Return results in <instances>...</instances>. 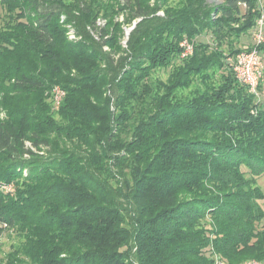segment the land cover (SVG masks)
I'll return each mask as SVG.
<instances>
[{
  "label": "trees",
  "instance_id": "obj_1",
  "mask_svg": "<svg viewBox=\"0 0 264 264\" xmlns=\"http://www.w3.org/2000/svg\"><path fill=\"white\" fill-rule=\"evenodd\" d=\"M0 3L6 264L264 263V103L232 63L264 56L234 47L261 0Z\"/></svg>",
  "mask_w": 264,
  "mask_h": 264
},
{
  "label": "built area",
  "instance_id": "obj_2",
  "mask_svg": "<svg viewBox=\"0 0 264 264\" xmlns=\"http://www.w3.org/2000/svg\"><path fill=\"white\" fill-rule=\"evenodd\" d=\"M161 12H159V15ZM65 20V17H62V21ZM99 25H104V21L99 20ZM135 26V25H134ZM132 26L130 29H133ZM256 38L255 40L258 41L256 45H260L264 42L263 39V30H264V11L262 12L261 18L257 22L256 26ZM70 39H75L76 35L73 31L68 33ZM181 47L183 48L182 57H187L193 54L194 46L188 40L182 42ZM233 70L237 77V79L247 87H249L251 93L255 94L259 98V86L260 81L263 79L264 75V59L259 53V51L255 48L252 51H243L236 56L233 60ZM65 96V92L60 89L56 88L54 91V100L55 105L61 103V100ZM6 191H10L11 189L5 188ZM215 264H225L220 258H215ZM244 264H264L257 261H250Z\"/></svg>",
  "mask_w": 264,
  "mask_h": 264
},
{
  "label": "rangeland",
  "instance_id": "obj_3",
  "mask_svg": "<svg viewBox=\"0 0 264 264\" xmlns=\"http://www.w3.org/2000/svg\"><path fill=\"white\" fill-rule=\"evenodd\" d=\"M179 1L180 0H170V4L176 5ZM207 1L211 5L222 3V0H207ZM261 2H262V8H263V11H264V0H261ZM164 13H165L164 11H161L160 16H164L165 15ZM5 19H6V17H5V9L0 3V26L3 25V23L5 22ZM133 29H128L129 35H130V33H131V31ZM256 29L257 28L251 30L249 32V34L243 35L238 41L234 42V47L236 49L244 50L245 48H248V47L257 46L256 43L258 41L255 40V38H256ZM262 36H263V39H264V30H263V35ZM198 40L203 41V42H210V43L213 42V38H212V35H211L210 32H208L203 37V40H202V37H200V39H198ZM225 48H226L225 51L227 53H229L228 52L229 51L228 47L225 46ZM262 56H263V54H262ZM263 58H264V56H263ZM167 70L169 71V69H167ZM167 70H160V71H158L155 74V76L156 77H160L163 80H166L167 77H168V71ZM260 87H261L260 90H259L260 96H259L258 100H259L260 103H264V80H263V84ZM56 106H58V105H56ZM244 171L247 172V170L245 168H244ZM247 174H248V172H247ZM247 176L250 177V175H247ZM3 182H4L3 183V189L4 190H6L5 189L6 187L9 188V189H12L11 186H6L8 184L5 181H3ZM257 182H258V185L264 190V175H262L261 177H258L257 178ZM259 203L264 208V201H259ZM19 243H20V240L16 236V233L13 232V231H9L4 236L0 237V263L1 264L2 263L6 264V260H8L9 254H10V252H12L13 247L18 245Z\"/></svg>",
  "mask_w": 264,
  "mask_h": 264
}]
</instances>
